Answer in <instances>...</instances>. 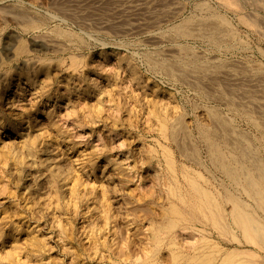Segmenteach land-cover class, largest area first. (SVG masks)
Returning a JSON list of instances; mask_svg holds the SVG:
<instances>
[{"label": "rangeland", "instance_id": "1", "mask_svg": "<svg viewBox=\"0 0 264 264\" xmlns=\"http://www.w3.org/2000/svg\"><path fill=\"white\" fill-rule=\"evenodd\" d=\"M224 1L0 0V264H169L166 239L149 255L168 204L188 211L183 167L239 196L201 130L264 170V0ZM222 205L226 234L198 217L173 248L244 242Z\"/></svg>", "mask_w": 264, "mask_h": 264}, {"label": "bare ground", "instance_id": "2", "mask_svg": "<svg viewBox=\"0 0 264 264\" xmlns=\"http://www.w3.org/2000/svg\"><path fill=\"white\" fill-rule=\"evenodd\" d=\"M224 2L229 6H235V3L231 0H225ZM241 20L250 26L254 25L253 21L244 18H241ZM178 28L182 35H188L181 28V25ZM22 45V43L18 45L20 52L24 48ZM163 69L170 74L174 72V68L169 65H164ZM195 69L197 68L195 67ZM211 113V119L216 122L224 135L233 133L228 123L219 114L214 110ZM245 115L253 125H260L251 115L250 111ZM45 119L47 118L45 117ZM165 127L167 128V126ZM169 130V137L183 151L182 153L193 161L196 160L197 157L194 150L187 145L184 138H181L185 135L182 124L178 123L177 126H172ZM201 131L202 137L207 144V154L210 162L216 170H219L224 175L232 186L237 188L239 196L226 189L220 194L221 196H217L208 189V185L202 184L203 182L200 179L203 180V177L199 173H190L185 169L186 167H183V179L186 181L192 197L186 201L179 194H176V196L182 203H186L188 211L183 212L172 202L168 204L166 217H163L159 229L152 235L153 244L150 250L151 255L149 256L154 260L155 254L160 249L161 242L166 239L167 244L164 246L168 249L166 255L169 264H264V170L257 164L258 162L255 159L246 157L248 156L247 152L239 146L242 142L241 140H243L242 135L237 134L236 140L239 144H235L237 148L240 147L243 154L241 156L245 157L243 162H240L238 158L229 156L223 151L222 146L216 142L211 132L206 129ZM243 136L245 137V135ZM224 139L227 140L228 138ZM262 142L264 149V136L262 137ZM247 159H250L248 160L249 164L244 163ZM172 164L173 162L170 160L167 162L170 169L172 168ZM222 202L227 207L229 205L227 217L229 216L234 228L239 231L244 242L238 241L236 242V247L225 249L201 236L199 239L200 244H192L188 252L177 251V249L173 248L176 246L172 236L173 230L178 226H182L181 229H192V223L197 221L198 217H201L206 224L210 225L218 235L226 234L228 226L222 222L224 217ZM209 247L211 248L206 251L201 250V248Z\"/></svg>", "mask_w": 264, "mask_h": 264}]
</instances>
